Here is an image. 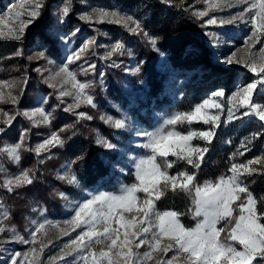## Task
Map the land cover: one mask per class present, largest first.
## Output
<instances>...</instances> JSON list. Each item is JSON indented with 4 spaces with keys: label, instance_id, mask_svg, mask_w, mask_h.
Returning <instances> with one entry per match:
<instances>
[{
    "label": "snow or ice",
    "instance_id": "snow-or-ice-1",
    "mask_svg": "<svg viewBox=\"0 0 264 264\" xmlns=\"http://www.w3.org/2000/svg\"><path fill=\"white\" fill-rule=\"evenodd\" d=\"M161 3L171 6L174 0H161ZM204 3L206 4L204 10L193 13L203 21L204 27L217 24L223 26L233 24L237 20H245L246 17L250 18L251 35L245 42L247 56L233 59L235 56L233 53L226 57L224 62L229 65L242 63L256 78L239 86L227 98V120H239L251 116L262 122L261 127H264V102H257L255 99L257 93L264 99V92L260 91L264 89V0H239L242 5L241 11L227 20L210 15L217 8L222 9V0H204ZM31 4L32 7L28 11L29 18L21 19L20 13H15L19 24L16 27H9L7 32L3 30L6 20L0 16V37L22 39L25 29L41 15L44 0H31ZM70 9L71 0H68L63 7V15L67 16ZM11 12L12 10L9 9V13ZM205 17L207 19H204ZM81 19L89 22L95 20L97 23L107 21L122 24L133 34L143 35L153 49L158 51L157 38L145 31L140 21L130 15L99 9L85 13ZM207 35L215 39V33H207ZM95 43L94 39L85 42L78 51L68 56L67 63L49 78V81H60L61 102L63 97L70 96L73 99V103L64 111H72L79 119H93L86 112L76 111L82 104L96 107L91 94L93 84L78 79L77 73L73 72L69 65L80 60L82 54ZM257 44L261 45L258 51H252ZM124 48V43L115 42L103 59H111L114 54L123 55ZM131 54L129 51L128 55ZM39 56L44 58V53H40ZM89 69L94 72L96 65L89 64L88 68L82 71L87 74ZM139 71L140 68L137 67L136 72ZM65 85H70V88H65ZM49 86L56 87L53 83H49ZM5 87L15 89L17 82L0 81V89ZM224 97L225 92L218 90L210 98L194 105L191 110L177 112L164 119L154 131H137L138 136L146 137V142L140 147L147 150V154L134 159L135 182L123 185L119 192L89 194V198L78 202L74 206V215L70 220L65 221V224L71 226L72 232H76L77 229L80 231L60 249L58 256L49 257V260L66 262L67 257L75 254L80 264H264V197H255L242 180L243 176H251L264 169V156H258L246 163L233 162L228 169L230 175H221L215 181L205 180L202 184L197 182L195 171L183 169L175 174L169 172L180 161L186 162L192 169L201 168L209 148L194 145L192 141L198 139L204 141L206 145L212 143L216 129L221 124L220 112L224 109V105L219 100ZM18 99L19 94L14 95L12 91H8L5 95V92L0 90V103L15 104L18 103ZM41 103L47 101L42 99ZM210 109H216V114H212ZM241 109L244 111L240 112ZM0 113L6 117L2 123L10 126L15 116L3 110H0ZM22 115L31 121L33 126L51 123V113L40 106L31 111H24ZM37 116L40 117L39 120L36 119ZM101 119L115 129L128 127L126 118L114 119L112 116H102ZM193 122H202L210 127L200 131L188 130L186 133L176 130L177 125L185 123L192 125ZM70 127L68 125L59 132H53L38 144L34 149L36 155L50 151L52 147L63 146L64 140L60 133ZM4 132L5 127H0V134ZM26 134L27 130L14 145L0 146V155L6 154L12 162L19 164ZM96 144L108 150L116 148V144L103 136L97 137ZM241 148L246 149L247 145L242 143ZM235 155L234 153L233 156ZM169 157L176 159L170 160ZM258 165L260 167H257ZM0 174H3L0 187L5 188L9 193L31 185L34 178L33 170L30 168L9 175L2 164H0ZM60 178L67 180L69 184L79 183L75 175H65ZM168 190L188 193L192 197V206L186 212L160 211L156 202ZM141 193L143 196L140 195ZM57 195L61 199H68L64 192H59ZM189 214L196 221L191 227L181 223L180 220L181 216ZM40 215L43 217L44 212L42 211ZM8 219H10L9 212L0 204V236L10 232L11 242L32 245V247L25 252H13L8 257L7 264H41L44 249L52 243L51 239L44 243V238L48 237V228L56 226L54 222L46 218L40 222L31 221L33 228L29 233L30 238H26L17 233L14 226L5 224ZM62 234L70 233L62 230ZM142 247L146 248L143 252L140 251ZM168 253L172 255L168 257Z\"/></svg>",
    "mask_w": 264,
    "mask_h": 264
},
{
    "label": "trees",
    "instance_id": "trees-1",
    "mask_svg": "<svg viewBox=\"0 0 264 264\" xmlns=\"http://www.w3.org/2000/svg\"><path fill=\"white\" fill-rule=\"evenodd\" d=\"M11 1L13 0H0V13ZM67 3L68 0H44L43 16L36 21V25L28 29L22 39L0 40V65L5 62L10 65L14 64L13 58L15 57L12 53L16 50L23 53L44 51L56 60H62L65 54L64 47L61 46L57 37L52 35L51 30L67 35L75 32L77 39L82 40L86 37L87 30L90 29L89 24L81 19L82 10L89 6H95L114 9L138 19L143 29L157 38L156 48L158 51L153 49L143 35L133 34L121 26L111 23L97 25L105 35L124 40L130 46L135 47L136 52L139 53L140 71L137 72L136 78L137 87L140 88L137 89L138 92L130 96L123 95L122 87H118L113 81H110L108 92L105 95L116 98L117 102L120 100L125 112L134 118L147 121L144 114H149L152 109H157L162 114L189 111L195 102L209 90L215 88L230 90L237 80H252L245 73L237 74L235 69H225L215 59L212 46L203 33L204 27L201 19L193 15L191 8L182 0H174L171 6L161 3V0H71L70 12L63 17L62 10ZM49 11L54 12V17ZM161 53L164 54V61L167 63L163 70L158 67V55ZM173 74H175L174 78ZM110 78L111 76H107L108 82ZM171 83L177 84V97L170 96L166 91ZM102 93L96 94L97 100L107 105V100ZM27 98L28 94H24L23 99ZM74 118L75 116L69 114L62 120L60 110V112H55L51 122L54 126L55 124L58 126ZM98 123L100 122L98 121ZM261 123L255 118L246 121L244 117L239 120L221 122L211 144L206 145L204 141L199 142L201 147L209 148L199 170L192 169L186 162L180 161L169 171L175 172L181 169L195 171L198 177L197 182L207 179L216 180L225 174L230 175L228 169L231 163H246L258 156H264V135H257V133H264ZM99 127L102 134L110 138L112 142H117V145L123 144L127 139L126 133L123 131H119L115 136L111 130L105 129L104 125H99ZM199 127V122H193L192 125L185 123L177 125L176 130L185 132ZM31 131L30 128L29 136L24 139L25 145L31 138ZM61 134L64 136V156L70 163L72 173L79 181L75 186L62 184L61 188L72 198L79 195L84 188H92L100 181L104 182V186L108 190L116 191L119 182H110L113 175L111 166L116 159L115 152L97 145L96 141L79 126L74 125ZM242 143L247 145L246 149L241 148ZM240 152L244 154L240 155ZM234 153L235 156H233ZM21 157L25 162L30 163L31 167L35 166L33 170L34 182L24 187L23 190L42 192L39 194L44 199L43 204L46 210L51 213L53 209H57L58 205L49 193V185L53 179L47 173V167H43L40 171L39 164L33 154L25 148L22 149ZM132 171L133 169L130 167L122 175L123 183L134 181ZM242 180L255 197H264V169L251 176L245 175ZM16 196L17 193L8 195V206L14 222L22 228V205ZM156 204L159 210L171 209L186 212L192 206V197L180 190L175 192L168 190ZM23 206L26 207V203ZM180 220L189 227L194 226L196 222L190 214L181 216ZM23 228L21 230H24Z\"/></svg>",
    "mask_w": 264,
    "mask_h": 264
},
{
    "label": "rangeland",
    "instance_id": "rangeland-1",
    "mask_svg": "<svg viewBox=\"0 0 264 264\" xmlns=\"http://www.w3.org/2000/svg\"><path fill=\"white\" fill-rule=\"evenodd\" d=\"M187 3V6L191 8L192 12L204 10L206 8V4L204 0H182ZM32 4L31 0H13L11 1L0 13V16H3L6 20V25L3 27V30L7 32L9 27H16L19 24V21L15 18V13H20L21 19H28V11L31 9ZM242 5L239 3V0H222V9L217 8L215 11L211 12L210 15L216 16L218 19H229L232 16L237 15L241 11ZM9 9L12 10L9 13ZM104 9L107 11H115L120 13L121 15H126L122 12H119L114 9H105L99 8L95 6H89L87 8H83L81 15L83 16L85 13H92L96 10ZM45 8L41 10V15L31 24L28 28L25 29V33L28 29L36 25V21L41 19ZM51 16L54 17V12H51ZM63 17H65L63 15ZM204 19H207L205 17ZM90 26V29L87 30V35L82 40L77 39L75 32H71L69 35L62 34L60 32H56L51 30L52 35L56 36L61 46L64 47V57L62 60H56L50 55L46 54L44 51H29V52H20V50H16L12 53L15 57L13 58L14 64H7L6 62L0 65V81H9V82H17V87L15 89H9L7 87L0 89L5 92V95L8 91H12L14 95L19 94L18 103H0V110L3 112H7L9 115H14L15 119L13 120L10 126H6L2 123L3 120L6 119L2 113H0V127H5V132L0 134V146L5 145H14L19 142L21 134L27 130V134L25 136H29V130L32 129L29 138V141L25 145L23 143V148L27 149L33 154V157L38 162L39 170L41 171L43 167H47V173L52 177L53 180L50 182V195L57 202V209H53L50 213L46 210L45 205L43 204L44 199L42 195L39 193L42 192H29L23 190L24 187L18 188L11 193H17L18 202L22 205L21 216H22V228L19 227L16 222H14L13 217H11L9 211V198L10 194L5 188L0 187V204L3 205V208L6 209L10 214V219L5 221L7 226H14L16 232L20 235L25 236L26 238H30L29 233L33 228L31 221L37 220L38 222L42 221V219L46 218L54 222L55 227L48 228V237L44 238V243H47L49 239L52 240V243L44 249V252L41 257V264H80L79 258L75 256V254L71 257L66 258V262L62 261H50L49 257L58 256L60 254V249L71 239H73L80 231L77 229L76 232L71 231V226L65 224V221H68L74 215V206L81 202L83 199L89 198V194H96L99 192H119L120 188L123 185H130L131 183H123L122 175L125 174L130 167H132V174L134 175V159H138L141 156L147 154V150L140 147L143 143L146 142V137L138 136L137 131H154L157 127H159L163 120L174 115L177 112H171L170 114H162L157 109H152L148 114H144L146 116L147 121L142 120L141 118H134L130 114L125 112V108L123 107L120 100L117 102L116 98L105 96L108 92V87L110 81H113L116 86L122 87V94L124 95H133L138 92L137 89V72L136 69L140 65V57L139 53L136 52V48L130 46L129 43L125 42L122 39H118L113 36L105 35L103 30L97 25L107 24L109 22L105 21L103 23H97L95 20L89 22L85 21ZM202 26L203 21L201 20ZM115 24V23H111ZM121 26L123 29L128 30L122 24H115ZM204 27V26H203ZM252 24L250 22V18L246 17L245 20H237L233 24H225L223 26L210 25L204 27V35L207 37L208 42L212 46L213 55L215 59L223 65L225 69L233 70L235 69L238 73H245L246 76H250L252 80L250 81H241L237 80L234 86L230 90H225L223 88H215L213 90H209L205 95L201 97L200 100L195 102L194 105L201 103L204 99L210 98L211 95L218 91L223 90L225 92V97L220 99L224 105V109L220 112L221 122H229L227 120V98L231 96V94L241 85L252 82L256 77L253 73H250L243 64H227L224 62L225 58L235 53L233 59H238L241 57L247 56L246 45L245 42L248 40V37L251 35ZM129 31V30H128ZM130 32V31H129ZM24 33V34H25ZM207 33H215V39H211ZM2 39H12L7 36L0 37ZM89 39H94L96 43L92 45L87 51L82 54V58L78 61H75L71 65H69L70 69L77 73L78 79L82 82H91L93 84V88L91 90V94L94 97V103L96 104L95 108L91 106H87L82 104L79 109H76L77 112L83 111L88 115H91L93 119H79L76 115L73 114L72 111H64V109L73 103L72 97H63V102H61V97L59 96L60 91V81H49V78L59 70V68L67 63V57L72 55L74 51H78L85 42ZM120 41L124 43L125 48L123 55L114 54L111 59H103L105 54L110 50L111 46ZM148 42V40H147ZM261 45L257 44L256 48L252 49V51H258ZM131 52V55H128V52ZM44 53V58H40L39 54ZM158 54V53H157ZM158 67L163 70L167 63L164 61V54L161 53L158 55ZM51 61V63H49ZM89 64H95L96 69L93 72L92 70H88L87 74L82 71L83 69H87ZM115 65V66H113ZM40 69V71H37ZM175 74H173V78ZM107 76L110 77L109 82L107 81ZM26 81V83H24ZM49 81V82H46ZM49 83H53L56 87H50ZM65 88H70V85H65ZM27 90L26 92H24ZM177 84L171 83L168 85L166 89L167 93L172 97H177ZM125 91V92H124ZM260 91L264 92V89ZM103 92V93H102ZM103 94L107 100V105L97 100L96 94ZM24 94H28L27 99H23ZM46 100L47 103L42 104L41 100ZM255 99L257 102H264V99L261 98L260 94H255ZM193 105V106H194ZM43 107L49 113H51V120L53 119L55 112H60L62 120L65 119L66 115L75 116L74 119H71L61 125L55 126L51 122L50 124H39L38 126H33L32 122L25 118L22 113L24 111H31L36 107ZM111 106V108H109ZM123 107V108H122ZM212 114H216V109L209 110ZM244 110L241 109L240 112ZM17 113H21L20 115H16ZM66 114V115H65ZM239 115V113H237ZM102 116H112L114 119L126 118L128 127L125 129H115L109 124H106L101 117ZM246 121L255 118V117H244ZM37 120L40 119L39 116L36 117ZM258 120L257 118H255ZM100 122L97 124V122ZM149 121V122H148ZM199 128H193L189 130H207L210 125H204L202 122H199ZM72 125L71 128L76 125L83 128L85 132L90 135L95 141L98 136H103L112 140L107 136L102 134L99 125H104V128L108 131L111 130V133L116 134L119 131H123L126 133L127 139L121 145H117V142H112L116 144V148L109 150L111 152H115L116 159L112 163L111 169L113 172L112 178L110 182L116 181L119 182L118 189L116 191H111L105 188L104 182L100 181L92 188H84L79 195H76L74 198L70 196L64 189L61 188L62 184H69L67 180L61 179V176L65 175H74L70 168L69 161L66 160L63 152V146L52 147L50 151L42 152L39 156L36 155L34 149L35 147L42 143L43 140L47 139L53 132H59L60 128L64 126ZM15 130V131H14ZM217 130V129H216ZM188 131V130H187ZM185 131L184 133H186ZM6 134V136H4ZM61 137L64 140V136L60 133ZM24 138V139H25ZM201 140H193L192 143L194 145H199ZM22 148V149H23ZM21 149V152H22ZM20 152V155H21ZM170 160H175V157H169ZM0 164H2L7 170V174L15 175L19 173L23 169H35V166L31 167V164L27 163L22 159L19 164L12 162L6 154L0 155ZM183 170V169H181ZM170 172V171H169ZM175 172H170V174H175ZM34 173V172H33ZM227 175V174H225ZM3 179V174H0V181ZM212 180V179H207ZM215 181V180H213ZM34 182V178H33ZM202 182H198L202 184ZM75 186V184H69ZM29 186V185H27ZM64 192L68 199H61L57 193ZM143 196V194H140ZM26 203V207L23 206ZM171 209H163L160 211H166ZM44 212V216L41 217L40 213ZM182 223V222H181ZM62 230H67L70 234L63 235ZM39 236V234H38ZM12 233H5L3 236H0V264H7L8 257L13 252H25L32 247V245L11 242ZM39 248V245H37ZM146 248L142 247L140 249L141 252L145 251ZM172 253H168V257H170ZM167 258V257H165Z\"/></svg>",
    "mask_w": 264,
    "mask_h": 264
}]
</instances>
